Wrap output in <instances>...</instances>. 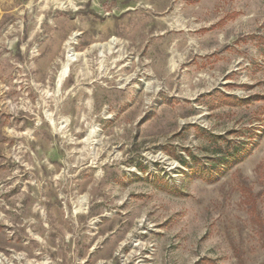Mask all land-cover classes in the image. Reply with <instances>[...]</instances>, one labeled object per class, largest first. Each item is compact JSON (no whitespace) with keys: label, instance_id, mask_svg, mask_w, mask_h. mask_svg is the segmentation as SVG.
I'll return each instance as SVG.
<instances>
[{"label":"rangeland","instance_id":"374dc122","mask_svg":"<svg viewBox=\"0 0 264 264\" xmlns=\"http://www.w3.org/2000/svg\"><path fill=\"white\" fill-rule=\"evenodd\" d=\"M0 264H264V0H0Z\"/></svg>","mask_w":264,"mask_h":264},{"label":"bare ground","instance_id":"6f19581e","mask_svg":"<svg viewBox=\"0 0 264 264\" xmlns=\"http://www.w3.org/2000/svg\"><path fill=\"white\" fill-rule=\"evenodd\" d=\"M74 57H75L74 55H68L66 63L63 64L61 70L58 73V82H57L58 85H60L61 83H63L62 81L66 77L69 63L74 60Z\"/></svg>","mask_w":264,"mask_h":264},{"label":"trees","instance_id":"16d2710c","mask_svg":"<svg viewBox=\"0 0 264 264\" xmlns=\"http://www.w3.org/2000/svg\"><path fill=\"white\" fill-rule=\"evenodd\" d=\"M228 99H230V100H234L235 98H234V97H229ZM194 161H195L194 163H196V166H197V163H198V162H197L195 159H194Z\"/></svg>","mask_w":264,"mask_h":264}]
</instances>
